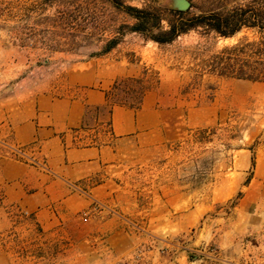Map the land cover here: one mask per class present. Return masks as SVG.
<instances>
[{
  "label": "rangeland",
  "instance_id": "1",
  "mask_svg": "<svg viewBox=\"0 0 264 264\" xmlns=\"http://www.w3.org/2000/svg\"><path fill=\"white\" fill-rule=\"evenodd\" d=\"M188 1L186 16L260 4ZM124 4L173 9V0ZM133 22L110 0H0V121L7 106L20 99L46 90L65 93L61 84L66 71L90 58L136 63L142 84L120 82L111 89L109 102L136 103L142 85L158 89L173 111L167 115L171 140L154 151L125 152L107 174L122 193L110 212L123 217L142 238L129 262L150 264L154 257L147 252L154 245L157 258H167L165 264H264V236L253 237L244 232V220H233L242 193L219 201L234 178V160L243 149L253 151L263 141L264 88L219 76L202 61L210 64L224 46L243 38L257 42L264 35L257 27H242L229 37L199 28L158 44L130 31ZM111 38L117 44L101 54ZM256 48L247 54L253 56ZM102 130H108L107 120ZM4 156L7 139L0 134V158ZM181 197L186 199L182 204ZM195 204L204 206L205 213L199 221L188 219L179 231L185 220L179 219L180 208L185 212ZM236 232L237 243L226 246ZM99 259L98 247L85 250L66 235L43 231L27 215L3 205L0 194V264H100Z\"/></svg>",
  "mask_w": 264,
  "mask_h": 264
},
{
  "label": "crops",
  "instance_id": "2",
  "mask_svg": "<svg viewBox=\"0 0 264 264\" xmlns=\"http://www.w3.org/2000/svg\"><path fill=\"white\" fill-rule=\"evenodd\" d=\"M140 73L136 63L107 56L90 58L66 71L61 84L65 93L46 90L20 99L7 106L0 121L7 145L21 148L26 155L24 159L0 158L2 204L27 215L43 231L66 235L71 244L89 251L98 247L100 264H132L129 258L142 241L138 230L109 210L122 196L117 183L107 176L109 170L119 165L125 152L154 151L172 137L167 115L173 108L164 105L155 88L143 92L137 108L113 104L108 130H102L107 120L106 92L116 79ZM245 81L264 88L262 81ZM233 166L234 178L219 201L241 192L233 220H244V232L261 238L264 137L257 149H243ZM180 199V204L186 201ZM95 203L100 207L95 208ZM181 210L179 219L185 220L179 231L187 227L188 219L199 221L205 213L198 204ZM239 235L233 233L226 246L236 244ZM152 248L147 252L154 257L150 264H165L167 258H157Z\"/></svg>",
  "mask_w": 264,
  "mask_h": 264
},
{
  "label": "trees",
  "instance_id": "3",
  "mask_svg": "<svg viewBox=\"0 0 264 264\" xmlns=\"http://www.w3.org/2000/svg\"><path fill=\"white\" fill-rule=\"evenodd\" d=\"M111 3L122 9L135 22L128 26L130 31L140 33L146 39H150L158 44L173 42L179 36L186 34L190 30L203 28L207 32H213L219 36L229 37L235 34L242 27H257L264 35V0H260L259 7L249 2L245 5L231 8L228 10H212L206 13L186 16L185 11L170 8H149L135 7L124 4V0H110ZM254 1V0H253ZM256 2V0H255ZM166 15L167 25L162 24ZM117 44L116 38L108 40L106 46L101 50V54L109 51ZM257 46V52L253 56L248 55L247 51ZM204 65H208L210 70L222 77H234L251 81H264V36L252 42L247 38L224 46L211 57L210 64L207 60H202ZM134 81L142 84V77H122L115 80L112 87L106 92L107 97V124L109 125V113L113 104L127 105L137 108L140 104L143 92L148 89L140 86L139 97L136 103L131 104L125 101L109 102L111 89L115 88L120 82ZM254 163V160H252Z\"/></svg>",
  "mask_w": 264,
  "mask_h": 264
},
{
  "label": "built area",
  "instance_id": "4",
  "mask_svg": "<svg viewBox=\"0 0 264 264\" xmlns=\"http://www.w3.org/2000/svg\"><path fill=\"white\" fill-rule=\"evenodd\" d=\"M7 155L20 158V159L26 158V155L21 148L10 147L8 145H7ZM93 206H95V208H99L100 204L95 203L93 204Z\"/></svg>",
  "mask_w": 264,
  "mask_h": 264
},
{
  "label": "water",
  "instance_id": "5",
  "mask_svg": "<svg viewBox=\"0 0 264 264\" xmlns=\"http://www.w3.org/2000/svg\"><path fill=\"white\" fill-rule=\"evenodd\" d=\"M190 7L188 0H173V9L184 11Z\"/></svg>",
  "mask_w": 264,
  "mask_h": 264
},
{
  "label": "bare ground",
  "instance_id": "6",
  "mask_svg": "<svg viewBox=\"0 0 264 264\" xmlns=\"http://www.w3.org/2000/svg\"><path fill=\"white\" fill-rule=\"evenodd\" d=\"M226 39V38H225Z\"/></svg>",
  "mask_w": 264,
  "mask_h": 264
}]
</instances>
